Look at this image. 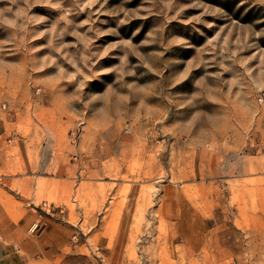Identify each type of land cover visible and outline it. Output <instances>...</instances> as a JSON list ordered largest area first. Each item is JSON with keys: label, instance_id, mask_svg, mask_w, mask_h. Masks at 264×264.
<instances>
[{"label": "rangeland", "instance_id": "374dc122", "mask_svg": "<svg viewBox=\"0 0 264 264\" xmlns=\"http://www.w3.org/2000/svg\"><path fill=\"white\" fill-rule=\"evenodd\" d=\"M0 264H264V0H0Z\"/></svg>", "mask_w": 264, "mask_h": 264}, {"label": "built area", "instance_id": "2783aa9c", "mask_svg": "<svg viewBox=\"0 0 264 264\" xmlns=\"http://www.w3.org/2000/svg\"><path fill=\"white\" fill-rule=\"evenodd\" d=\"M4 107H5V104L0 101V109Z\"/></svg>", "mask_w": 264, "mask_h": 264}]
</instances>
